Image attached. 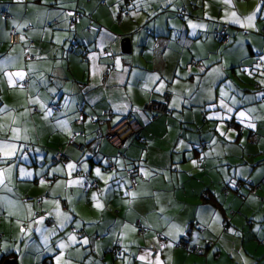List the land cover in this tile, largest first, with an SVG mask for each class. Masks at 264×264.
<instances>
[{
    "label": "crops",
    "instance_id": "crops-1",
    "mask_svg": "<svg viewBox=\"0 0 264 264\" xmlns=\"http://www.w3.org/2000/svg\"><path fill=\"white\" fill-rule=\"evenodd\" d=\"M1 11L0 264H264V0H0ZM163 93L167 112L151 119L143 105ZM108 110L110 124L140 125L120 148L95 138ZM187 224L200 254L174 246Z\"/></svg>",
    "mask_w": 264,
    "mask_h": 264
},
{
    "label": "built area",
    "instance_id": "built-area-1",
    "mask_svg": "<svg viewBox=\"0 0 264 264\" xmlns=\"http://www.w3.org/2000/svg\"><path fill=\"white\" fill-rule=\"evenodd\" d=\"M123 14H124V11H122L121 9H118V11L115 13V21L117 23L120 22V19H121ZM77 16H78V13H74L73 18L75 19V18H77ZM0 17L3 19H7V18H9V14L6 11H1ZM225 28H226V26L221 25V26L213 29L214 37L217 39V41H219L222 44H224L228 40V35L225 33ZM7 42L9 44H16L19 42V33L17 31H15L13 28L9 29L7 32ZM105 52H107L109 55L112 54V51L110 49H106ZM23 57L25 59L31 58V56L27 52H24ZM192 64L194 66H198V68L200 70L203 69V67L196 61H193ZM112 68H113L112 66L107 68L106 71H104V73L102 74V77L105 78L108 71H111ZM166 99H167V93H163L162 99L150 100V101L145 102L143 105V109L149 111L151 113L150 118L154 119L157 115L165 114L167 112ZM260 99L264 100V96H261ZM49 109H51L53 112H56L58 110L57 103L50 104ZM32 111L34 112L35 108ZM103 115H104V118H100V119L97 118V119H98L99 123H102V122L105 123V128L102 131H96L95 132L96 137L98 136L99 138L107 141L108 143H110L111 145H113L117 148L122 147L123 141L126 138H128L132 135H135L140 129V125L135 119L128 118V117H122L116 123L110 124L109 119L111 116V112L109 110L105 111L103 113ZM97 119H95V120H97ZM90 120H94V118L90 117ZM74 122L76 124L80 123V112H78V118L75 119ZM255 140H256V135L250 134L248 136L249 142H254ZM68 144H71V145L75 146L76 148H79V145L75 144L73 142L72 137H70L68 139ZM51 159L53 161L60 162V163H65L67 161V157L62 152H60L58 150L55 151V153L53 155H51ZM256 164H264V158L258 160L256 162ZM132 171L133 170L130 168L126 172L128 174H131ZM95 185H96L95 181L82 183L83 189H88L90 187H94ZM253 188L254 187H252V189ZM203 196L206 197L207 195L203 194ZM60 208L62 210L65 209V204L63 201H60ZM45 223L46 224H53L54 221L50 218H45ZM135 227H136L137 233H143L144 232V228L140 225V223L138 221H135ZM189 229H190V225L187 224L185 229H184V232L174 242V246L177 248H180L184 251H187V252L200 254L201 253L200 249H198L194 246H191L189 244V236H188ZM69 230L74 232L76 235L80 234L79 230H75L72 227H69ZM163 241H164L163 236L160 233H156L155 234V241L150 242L149 247H148L151 254H155L156 252H158V246L161 245L163 243Z\"/></svg>",
    "mask_w": 264,
    "mask_h": 264
},
{
    "label": "snow or ice",
    "instance_id": "snow-or-ice-1",
    "mask_svg": "<svg viewBox=\"0 0 264 264\" xmlns=\"http://www.w3.org/2000/svg\"><path fill=\"white\" fill-rule=\"evenodd\" d=\"M232 16L233 17H235L236 16V13L235 12H233L232 13ZM254 17H255V13H253V15L252 16H249V17H247V20L248 21H251V20H253L254 19ZM22 39H23V37H21ZM19 78H23V73H18V74H16ZM0 111H2V110H0ZM228 111L229 112H231V109H228ZM241 117H244L245 116V113H243V112H241L240 114H239ZM248 127H253V125L251 124V123H249L248 125H247ZM15 131V130H14ZM0 147H3V148H8V147H10V145H8V144H4V145H2V146H0ZM97 172L99 173V170H97ZM3 182V175L2 174H0V183H2ZM233 187H235V185L233 184ZM70 239L71 240H75V237H70ZM83 243H87V240H84L83 241ZM66 245L65 244H63V243H61L60 245H59V247L60 248H64ZM57 261L59 262V257H57Z\"/></svg>",
    "mask_w": 264,
    "mask_h": 264
},
{
    "label": "water",
    "instance_id": "water-1",
    "mask_svg": "<svg viewBox=\"0 0 264 264\" xmlns=\"http://www.w3.org/2000/svg\"><path fill=\"white\" fill-rule=\"evenodd\" d=\"M127 42L128 39L127 38H122L121 42H120V46L122 47L121 51L123 52L124 50L127 51ZM3 264H15L13 258H6L3 262Z\"/></svg>",
    "mask_w": 264,
    "mask_h": 264
},
{
    "label": "trees",
    "instance_id": "trees-1",
    "mask_svg": "<svg viewBox=\"0 0 264 264\" xmlns=\"http://www.w3.org/2000/svg\"><path fill=\"white\" fill-rule=\"evenodd\" d=\"M223 25V24H222ZM225 26V25H224ZM225 33H226V31H225ZM227 34V33H226ZM212 35H213V37H214V34H213V31H212ZM228 35V34H227ZM214 39L216 40V38L214 37ZM216 42L219 44V45H222V46H224V45H227L228 44V42H229V35H228V40L224 43V44H222V43H220V42H218L217 40H216ZM258 64L260 65V61L258 62ZM202 67H203V65H201ZM200 70V69H199ZM202 70H204V67H203V69ZM202 70H200V71H202ZM256 85V87L258 86V84H255ZM51 110V109H50ZM52 111V110H51ZM227 125L228 126H230V127H232V124L230 123V122H228L227 123ZM136 135V134H135ZM250 135V134H249ZM248 135V136H249ZM133 136V135H132ZM98 137V136H97ZM96 136H95V138H97ZM99 138V137H98ZM101 139V138H100ZM247 139H248V137H247ZM264 158V157H263ZM262 159V158H261ZM260 160V159H259ZM203 194H205V193H203ZM207 195V194H206ZM206 200L208 199V196H206V197H204ZM196 254V253H195ZM262 258L264 259V254L262 255Z\"/></svg>",
    "mask_w": 264,
    "mask_h": 264
},
{
    "label": "rangeland",
    "instance_id": "rangeland-1",
    "mask_svg": "<svg viewBox=\"0 0 264 264\" xmlns=\"http://www.w3.org/2000/svg\"><path fill=\"white\" fill-rule=\"evenodd\" d=\"M216 40H217V39H216ZM218 42H219V41H218ZM221 47H222V46H221ZM261 59H262V58H261ZM263 64H264V63H263ZM257 66H258V67H257ZM257 66H256V67H257V70H258V71L263 70L262 67H259V64H257ZM257 80H258V79H257ZM263 80H264V78H263ZM254 84H255V83H254ZM254 84H253V86H255ZM255 87H256V86H255ZM220 101H221V102H220ZM223 101H224V100H221L220 98H219V100H217L218 103H222ZM222 104H223V103H222ZM205 108H209V106H208V107H205ZM219 125H220V124H219ZM223 125H224L225 127H227L228 129H230L228 126H226V123H225V122H223ZM263 239H264V236H263Z\"/></svg>",
    "mask_w": 264,
    "mask_h": 264
}]
</instances>
